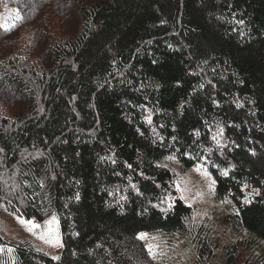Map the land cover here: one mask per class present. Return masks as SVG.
I'll list each match as a JSON object with an SVG mask.
<instances>
[{"label":"trees","instance_id":"obj_1","mask_svg":"<svg viewBox=\"0 0 264 264\" xmlns=\"http://www.w3.org/2000/svg\"><path fill=\"white\" fill-rule=\"evenodd\" d=\"M14 22L0 27V204L54 214L63 248L13 242L0 264H158L139 233L171 238L191 215L168 156L205 165L224 222L261 245L247 264H264V0H0ZM195 237L196 264H238Z\"/></svg>","mask_w":264,"mask_h":264},{"label":"rangeland","instance_id":"obj_2","mask_svg":"<svg viewBox=\"0 0 264 264\" xmlns=\"http://www.w3.org/2000/svg\"><path fill=\"white\" fill-rule=\"evenodd\" d=\"M160 164L171 170L175 189L184 202L191 207V215L187 220V230L176 233L171 238L163 237L158 233L141 232L146 234L142 240L147 248L149 245L152 246V255L156 262L158 264H196L199 243L198 238L195 237L197 229L212 246L215 262L220 263L231 254L232 258H237L238 264L253 262L261 250V245L247 234H236L224 222L223 217L232 209V204L228 199L215 197V183H211L214 179L205 165L197 163L187 168L170 156L163 158ZM53 217H55V223L47 224L46 222ZM27 221H32L39 227L32 228ZM0 236L5 239V244L0 243V250L2 246H8L13 242L27 241L52 258H59L63 248L59 221L54 214L47 215L43 221L37 222L12 214L1 204ZM231 248L233 250L228 254Z\"/></svg>","mask_w":264,"mask_h":264},{"label":"snow or ice","instance_id":"obj_3","mask_svg":"<svg viewBox=\"0 0 264 264\" xmlns=\"http://www.w3.org/2000/svg\"><path fill=\"white\" fill-rule=\"evenodd\" d=\"M21 19H22V17L19 15L18 12H16V13H15V17H14V21H15V22H19V21H21ZM15 22L12 23V24L0 23V27H3V28L7 31V30H9V28H11V27H15ZM223 174H224V175H227V172H224ZM205 175H207V173H205ZM209 179L211 180L210 177H209ZM211 183L214 184L215 181H211ZM246 202H247V201H246ZM22 223H23V221H22ZM27 223L30 224L32 228L39 227V225L33 224L32 221H27ZM46 223L49 224V225L55 223V217H53L52 220L47 221ZM30 230H31V229H30ZM49 230H51V229H49ZM145 235H146V234L141 233V234L138 236V239H143V238L145 237ZM148 248H149V252H150V254H152V246L149 245ZM54 259H58V257H54Z\"/></svg>","mask_w":264,"mask_h":264}]
</instances>
